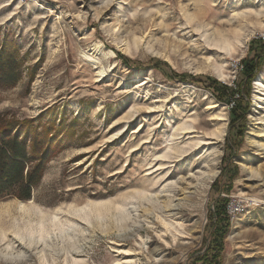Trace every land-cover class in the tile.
Segmentation results:
<instances>
[{
    "label": "rangeland",
    "instance_id": "1",
    "mask_svg": "<svg viewBox=\"0 0 264 264\" xmlns=\"http://www.w3.org/2000/svg\"><path fill=\"white\" fill-rule=\"evenodd\" d=\"M262 33L264 0H0V121L29 133L28 149L36 142L45 158L28 199L0 196V249L33 221L65 222L81 207L93 221L108 208V218L128 197L169 186L182 232L162 249L157 221L145 252L114 233L43 252L16 238L0 264H204V253L215 264H264ZM219 35L242 43L230 53L210 44ZM254 56L258 70L233 73ZM207 78L239 88L243 114L232 116L235 96ZM222 205L228 223L215 242Z\"/></svg>",
    "mask_w": 264,
    "mask_h": 264
},
{
    "label": "bare ground",
    "instance_id": "2",
    "mask_svg": "<svg viewBox=\"0 0 264 264\" xmlns=\"http://www.w3.org/2000/svg\"><path fill=\"white\" fill-rule=\"evenodd\" d=\"M241 43L242 41L238 39L236 41L237 45L232 44L230 40L226 39L222 35H219L210 42L211 45H218L220 48H225L224 46L227 45L226 49L230 53L233 52L237 46L241 45ZM235 45L236 47H234ZM98 71L101 74L106 72L103 67H101ZM215 73L220 79L226 77L224 72L221 70V67L216 68ZM209 165L214 168L216 162L213 161L212 164ZM213 168L210 169L209 175H213V173L216 172ZM172 188L174 187L169 186L166 191L161 190L158 194H140L139 198L136 199L135 202L131 201L134 197H128L130 201L128 203L118 205L115 214L110 215L111 217L108 216V218L105 216L108 215V212L110 211L108 208H104L105 210L100 211L97 217L94 218L96 220L93 221V215H91L93 212L87 210L88 212L82 213L81 210H83L84 207H81L79 209H75L73 212H70V216H75L76 219H74V217L65 216L63 219L65 222H63L57 214H54V216L50 219L49 225L44 223V218L39 220L37 223L33 221L26 226V231L28 230L26 234H20L16 231L17 233L15 232L13 234L14 238L11 241H8L6 246L0 250H13L16 238L19 243L24 246V248L31 247L33 249L40 250L39 252H43L46 248L57 250L58 247H60V250H75L78 248L76 247V243L80 236L84 238L85 235H88L90 238H93L97 232H100L101 235L107 236L114 233L116 234V238H121L123 240L126 239V242L128 243L135 242L137 246H139L140 251H144L148 234L150 231L155 230V225H158L157 221H159L163 227V233L157 234L165 243V245H161V247L163 246L162 249L166 248L173 250L178 246V244L175 245V242L178 234L182 232L178 229V225H174L173 222V220L176 219L177 213L180 211V204L176 202L177 199L175 198L177 190L173 191ZM184 194V197L188 198L189 195L186 192ZM7 209L9 208L7 207ZM20 209L22 212L27 213L24 205H21ZM143 216L144 218L142 219L141 217ZM78 219L86 222L91 228L89 229L84 226L78 227ZM140 219L144 220L145 223H141L142 221ZM34 223H36L38 227L37 229H35ZM144 224L145 227L143 226ZM144 229L147 233L146 239H143L141 235ZM4 233L3 238H6ZM165 237L169 238V240L165 239ZM17 246H19V244ZM161 247L157 246L149 249L147 254L151 256L154 252L161 250ZM21 248L19 250H25ZM22 253H25V251H22Z\"/></svg>",
    "mask_w": 264,
    "mask_h": 264
},
{
    "label": "trees",
    "instance_id": "3",
    "mask_svg": "<svg viewBox=\"0 0 264 264\" xmlns=\"http://www.w3.org/2000/svg\"><path fill=\"white\" fill-rule=\"evenodd\" d=\"M257 43L258 45L255 51H260L256 55L259 56L260 53H264V41L258 38ZM263 55L264 54H261V57H263ZM256 56H254V58H249L250 60L244 59V61H242V70L245 74L250 72L251 70L253 71V68H256L257 70L259 69V62L255 63ZM250 63L251 66H249ZM6 67L8 71L6 74L10 75L11 77V62H6ZM4 75L2 76V80L7 82L8 80L6 79L10 77H6ZM252 77L253 75H250L249 79H251ZM207 80L211 81V85L209 86L210 88L212 87V85H215L222 92H225V96L226 93H228V97L230 96V98L235 96V98L230 101L232 103L230 114L232 116H237V112L240 110L239 103L241 101H244L242 91L239 88L234 90L209 78H207ZM228 97V100H224L225 102L229 101ZM241 113L243 114V112ZM14 130V126L5 124L0 121V196L13 195L19 199L25 200L29 198L32 187L38 182L41 177L40 167L44 164L45 158L43 156V152L35 150L36 142H33L34 144H32L31 149H28V137L30 136L29 133L22 138H19V133L16 132L17 130L13 132ZM30 163H35V165L29 167ZM26 167H28V169L25 173ZM221 210L222 212L217 214V219L215 222L216 232L212 233L215 242H217V240H219L223 235L226 229L225 227L228 223V216L223 205L221 206ZM217 257L219 256L216 255L215 258L217 259ZM203 260L204 264L216 263V260L211 261V258L207 256L206 253H204Z\"/></svg>",
    "mask_w": 264,
    "mask_h": 264
},
{
    "label": "built area",
    "instance_id": "4",
    "mask_svg": "<svg viewBox=\"0 0 264 264\" xmlns=\"http://www.w3.org/2000/svg\"><path fill=\"white\" fill-rule=\"evenodd\" d=\"M20 2H36L37 0H17ZM258 38L264 41V33L259 34ZM242 66L241 64H239V62H236V64H234V68L232 69L233 73L236 74L237 71L241 70Z\"/></svg>",
    "mask_w": 264,
    "mask_h": 264
}]
</instances>
